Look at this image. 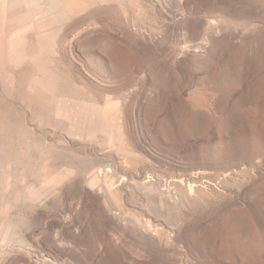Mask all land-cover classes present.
Segmentation results:
<instances>
[{
	"label": "rangeland",
	"instance_id": "374dc122",
	"mask_svg": "<svg viewBox=\"0 0 264 264\" xmlns=\"http://www.w3.org/2000/svg\"><path fill=\"white\" fill-rule=\"evenodd\" d=\"M98 2L81 13L73 60L61 40L77 129L56 115L62 95L28 74L22 113L0 99V264H264V0ZM104 167L115 185H201L174 189V226L173 211L137 203L139 186L113 199L93 180ZM152 216L173 232L167 248L128 224Z\"/></svg>",
	"mask_w": 264,
	"mask_h": 264
},
{
	"label": "bare ground",
	"instance_id": "6f19581e",
	"mask_svg": "<svg viewBox=\"0 0 264 264\" xmlns=\"http://www.w3.org/2000/svg\"><path fill=\"white\" fill-rule=\"evenodd\" d=\"M98 1L103 2L105 0H0V99L7 103L6 107L21 113L24 110L15 99V91L25 89L19 83V81L23 82L24 77L22 78V76L24 74L30 75L24 82L28 87H36L37 91L42 89L46 92H52L56 98L62 95L61 92L63 91L59 83L60 66L63 59L61 40L65 36L71 37L69 50L73 60L75 43L77 42L76 30L83 21L88 19L81 13ZM71 73L69 90L71 98L66 100L62 95L63 101L56 103L55 112L56 115L69 118L70 121L61 120L60 123L72 132L80 126L77 121L78 117H76L80 112V107L73 102L76 98V85L72 68ZM84 113L88 116V111ZM57 121L59 122V120ZM55 133L56 131L54 136L57 135ZM60 138L64 140L68 136H60ZM104 171L105 167L104 169H97L93 180L99 181L101 178L104 181L103 189L113 199L119 201L123 190L127 192L128 198H132L136 195L134 192L139 186L142 197L140 198L143 199V202L137 201V203L141 207H146L147 211L150 201L158 205L156 207L160 211L163 209L173 211L175 213L174 226L181 221L182 216L179 196L174 189L176 187L183 188L185 184L191 189L201 185L200 180L195 178L187 180L173 178L162 181L148 175L140 180L131 177L128 181L127 178H124L115 185L116 181H113V178L107 179V175L103 176L106 174ZM140 198L136 199L140 200ZM149 199L150 201H148ZM156 217L152 216V218L145 219L147 220L145 223L131 222L130 220L128 224L139 235L147 239L152 238L167 248L172 244L173 232L172 234L171 232L163 233L157 227L158 224L153 222Z\"/></svg>",
	"mask_w": 264,
	"mask_h": 264
}]
</instances>
